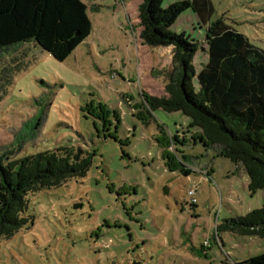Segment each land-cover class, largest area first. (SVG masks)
Masks as SVG:
<instances>
[{"label": "rangeland", "instance_id": "1", "mask_svg": "<svg viewBox=\"0 0 264 264\" xmlns=\"http://www.w3.org/2000/svg\"><path fill=\"white\" fill-rule=\"evenodd\" d=\"M80 1L93 30L65 61L29 43L0 53V156L61 147L92 156L84 177L25 196L28 224L0 240V264H238L263 254L264 239L216 228L262 208L264 190L249 193L242 166L181 112L147 106V96L167 97L172 52L158 61L161 49L148 48L137 59L127 25L139 27L142 0ZM210 3V21L264 50V0ZM188 30L206 48L204 32ZM149 55L156 91L137 77ZM205 61L200 51L194 64Z\"/></svg>", "mask_w": 264, "mask_h": 264}, {"label": "trees", "instance_id": "2", "mask_svg": "<svg viewBox=\"0 0 264 264\" xmlns=\"http://www.w3.org/2000/svg\"><path fill=\"white\" fill-rule=\"evenodd\" d=\"M187 14L196 19L191 31L204 32L206 48L194 33L174 31ZM212 15L210 0L141 1L140 42L148 48L169 47L172 52V71L164 87L167 97L145 100L153 111L181 112L200 138L242 166L247 190L254 194L264 190V50L221 19L210 21ZM92 30L87 6L80 0H0V53L29 43L63 62ZM200 51L206 61L197 69L194 60ZM83 154L81 149L61 147L14 161L0 156V240L28 224L29 219L22 217L27 194L86 175L92 156ZM216 232L264 239V204L224 221ZM238 264H264V253Z\"/></svg>", "mask_w": 264, "mask_h": 264}, {"label": "crops", "instance_id": "3", "mask_svg": "<svg viewBox=\"0 0 264 264\" xmlns=\"http://www.w3.org/2000/svg\"><path fill=\"white\" fill-rule=\"evenodd\" d=\"M123 2H124V0H123ZM195 24H196L195 17L192 16L191 14H188L185 19L179 20V22L174 27V31H176V32H182V31L189 32L188 28L192 30L193 27L195 26ZM127 26L129 27V29H130V31H131V33L133 35L134 44L136 45L135 46L136 55H137V59H138V54H140L141 51H144L145 53H148L149 52L147 50L148 47L144 49L143 47H146V46L142 45V43L140 42V40L138 38L140 28L138 27V28H135L134 29L133 26H132V24L130 22H129V24ZM160 49L161 50H159V51L156 52L157 53V60L158 61L162 59V57H163L162 55H163V53L165 51H170L171 52V48H169V47H167V48H160ZM152 59L153 58H152L151 55H149V57H145L144 69L143 70H138L139 74L137 73V77L139 75L140 81L142 80V77L144 79H146V83L144 85L145 88H147V87L149 88L150 87L154 91H156V88L153 87V83H154L153 80H155V78H153L152 75L149 74V70H152V66H151V60ZM168 62L170 63L171 60L167 57V61H166L167 66H168ZM162 65H163V63H162ZM153 70H154V68H153ZM148 77H151L152 79H149ZM137 82H138V78H137ZM147 93H148V91H147ZM191 207H194V206H191ZM203 248L206 249V246L203 245Z\"/></svg>", "mask_w": 264, "mask_h": 264}, {"label": "built area", "instance_id": "4", "mask_svg": "<svg viewBox=\"0 0 264 264\" xmlns=\"http://www.w3.org/2000/svg\"><path fill=\"white\" fill-rule=\"evenodd\" d=\"M117 5L123 4V0H116ZM187 197L189 198V205L190 206H195L197 201H196V188L195 187H190L187 190ZM204 245H208V242H204Z\"/></svg>", "mask_w": 264, "mask_h": 264}]
</instances>
